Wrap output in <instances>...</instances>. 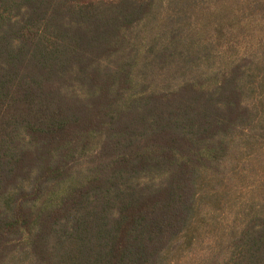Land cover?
Here are the masks:
<instances>
[{"label":"trees","instance_id":"obj_1","mask_svg":"<svg viewBox=\"0 0 264 264\" xmlns=\"http://www.w3.org/2000/svg\"><path fill=\"white\" fill-rule=\"evenodd\" d=\"M189 6L0 0V264H264V38Z\"/></svg>","mask_w":264,"mask_h":264},{"label":"rangeland","instance_id":"obj_2","mask_svg":"<svg viewBox=\"0 0 264 264\" xmlns=\"http://www.w3.org/2000/svg\"><path fill=\"white\" fill-rule=\"evenodd\" d=\"M244 1L245 0H187V2L190 3L188 9L198 8V10L203 11L207 17H210V15H214L213 17L218 15V18L213 20L214 22L225 20L227 23H236L235 25H227L225 31H211L209 35L205 36L203 41L210 44L212 50L220 54H254L260 52L258 44L260 38H264V33L258 31L257 26L259 25L257 21H259L261 13L256 10L250 17V10L245 5ZM191 3L193 4L191 5ZM227 7H229L228 11L230 10L231 12H227ZM188 9L186 12L182 13L189 14L192 12L194 16L196 12ZM256 162L258 165H261L259 160Z\"/></svg>","mask_w":264,"mask_h":264}]
</instances>
